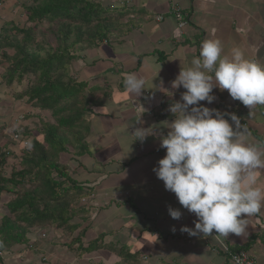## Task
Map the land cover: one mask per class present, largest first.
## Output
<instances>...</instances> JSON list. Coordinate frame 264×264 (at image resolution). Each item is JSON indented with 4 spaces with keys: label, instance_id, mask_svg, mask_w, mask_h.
<instances>
[{
    "label": "crops",
    "instance_id": "1",
    "mask_svg": "<svg viewBox=\"0 0 264 264\" xmlns=\"http://www.w3.org/2000/svg\"><path fill=\"white\" fill-rule=\"evenodd\" d=\"M98 2L101 10L109 11L112 6L119 11L114 19L116 31L108 42L74 60L70 71L75 81L87 84L97 103L90 107L86 118V143L89 149L96 150L92 157L79 158L83 167L73 175L92 189L89 198L81 203L87 206V212L81 213L72 235L55 229L58 240L47 244L31 242L34 248L28 245L15 258L5 260L10 258L20 264L32 259L29 264H228L229 258L221 248L225 245L230 252L244 251L255 264H264V208L260 214L247 218L243 235L229 234L223 243V238L214 236L215 232L209 237L182 233V226L194 227L196 217L179 205L174 193L166 191L153 172L165 155L159 138L149 136L143 143L133 142L128 153V144L134 138L127 134L143 108L142 123L136 127L147 128L174 119L168 107L180 100L185 90L172 89L171 82L198 55L203 41L219 39L222 55L230 56L233 48H239L247 59L264 64V0ZM129 73L146 80L147 90L139 97L124 86ZM212 94L216 97L213 103L200 104L234 113L248 129L247 143L264 141V106L250 111L232 100L227 90L214 88ZM225 119L232 123L228 116ZM128 131L131 133L132 128ZM162 131L166 134L167 130ZM75 165L71 164L73 168ZM97 166L99 170L95 171ZM257 175V186L264 190V169L258 170ZM169 207L181 210L179 220L170 217ZM73 239L80 243L73 244ZM96 240L97 250L81 253L77 248L82 244L86 249ZM110 246L116 250L121 247V252L128 251L130 255L138 254L136 262L129 255L108 251Z\"/></svg>",
    "mask_w": 264,
    "mask_h": 264
},
{
    "label": "trees",
    "instance_id": "2",
    "mask_svg": "<svg viewBox=\"0 0 264 264\" xmlns=\"http://www.w3.org/2000/svg\"><path fill=\"white\" fill-rule=\"evenodd\" d=\"M110 8L101 10L98 0H32L22 15L25 27L11 25L8 17L0 20V66L8 64L4 76L0 74V82L3 79L4 85L11 87L14 82L20 85L23 79L33 77L25 92L12 100L22 102L23 120L31 124L36 119L40 125L34 131L21 128L23 120L15 123L11 135H22L25 137L22 144L30 140L33 145L30 150L25 147L21 150V168L13 164L9 170L6 167L9 156L17 159L18 151L0 153V264L13 257L18 248L25 249L29 244L27 236L36 230L52 228L72 235L79 226L81 213L87 212V206L81 203L89 198L92 189L72 175L83 167L79 158L91 155L86 143L89 133L86 118L90 107L97 103L87 84L75 81L69 70L71 61L79 58L73 51L84 54L93 50L108 42L116 31L114 19L119 11ZM43 21L60 22L51 31L56 42L54 48L46 42L45 50L34 42L35 26ZM18 36L21 38L17 39ZM17 188L20 189L15 191ZM97 242H91L86 249L82 244L77 248L81 253L94 251L99 249ZM75 243H80L79 239H73ZM107 250L119 256L129 255L135 262L138 257L136 253L121 252V247L116 250L110 246Z\"/></svg>",
    "mask_w": 264,
    "mask_h": 264
},
{
    "label": "clouds",
    "instance_id": "3",
    "mask_svg": "<svg viewBox=\"0 0 264 264\" xmlns=\"http://www.w3.org/2000/svg\"><path fill=\"white\" fill-rule=\"evenodd\" d=\"M222 52L219 39L203 41L198 55L171 82L172 89L185 90L180 100L168 107L174 119L147 128L136 127L142 123L145 111L141 106L143 111L127 134L134 138L128 144V153L133 142L143 143L149 136L159 138L165 155L153 172L165 190L174 193L179 205L196 217L193 228L182 226L180 231L192 237H209L215 232L214 236L223 238V243L229 234L243 235L247 218L264 208V190L257 186L258 170L264 169V141L247 143L248 129L234 113L205 107L200 102L213 103L216 88L227 90L232 100L250 111L264 106V64L247 59L239 48H233L230 56ZM123 83L136 97L147 90L146 80L134 73L127 74ZM22 145L29 150L33 147L30 140ZM168 214L174 220L182 216L180 209L172 207ZM171 230L176 231L174 227Z\"/></svg>",
    "mask_w": 264,
    "mask_h": 264
},
{
    "label": "rangeland",
    "instance_id": "4",
    "mask_svg": "<svg viewBox=\"0 0 264 264\" xmlns=\"http://www.w3.org/2000/svg\"><path fill=\"white\" fill-rule=\"evenodd\" d=\"M31 4H32V0H0V20L2 21V18L4 20H6L8 17L9 20L12 21L11 25L14 26V24H15V25H17V28H19V29H21L22 27H25L24 23L22 21V15L24 17V14H26L24 8L31 6ZM3 15H4V17H3ZM58 23H60V22L48 23V22L43 21L41 23H38L35 26V30H34L36 32L35 33L33 32V34H32L35 44L38 43L39 47L44 48L45 50L47 49V47H46L47 45L45 44L46 42H48L52 48L56 47V42H55L54 36H52V34H51V31L52 32L55 31V28H56L55 24H58ZM20 38H21V36L17 37V39H20ZM32 46H34V45H32ZM34 48L35 47H33L32 49L34 50ZM76 48H79V47H76ZM7 52L9 55H12L11 51H7ZM73 54H74V56H76V57L79 56L80 58L83 56L82 55L83 53H79V52L73 51ZM73 61H71V62H73ZM71 65H70L69 71H71V68H72ZM7 66H8V64L0 66V74L3 73L2 76H4L5 69ZM33 80H34L33 77L29 76V77L23 79L20 82L21 83L20 85L17 84V82H14L11 87L5 86L4 85L5 82L3 79L0 82V110H1L0 111V125H2V127H0V153H2V151H3V153L6 154L7 151L8 152L10 151V149L19 152L18 154H16L17 159L14 157H11V156H9L10 158L7 159L6 162L8 165L6 167L8 168V170L11 168L12 164L15 165L17 168H21L19 165L20 158L23 155L21 150H24V146L22 145L21 142H22V139H25L24 136L17 135V138L14 140L13 139L14 136L11 135V133L14 131L15 123L21 122L23 120L22 119L21 121H19L21 119L20 112L21 113L24 112V109H22V106H23L22 102H16V101L13 102L12 99H13V96L20 94V92H22V91L25 92V90L28 88V83L32 82ZM45 116H48V114H46ZM47 120H48V118H46V121ZM32 121H35V122H32ZM49 122L54 123L53 120L50 121V119H49ZM21 126H22L21 128L29 127V128H31L30 130L40 129V125L36 122V119L31 120V124H30V121L23 120L21 122ZM38 140L42 141V139L40 137ZM90 148H91V146H90ZM95 150L96 149L93 150V148H92V149H90V152L92 153ZM92 155H94V154L89 155V157H92ZM63 159L67 161L65 156H62V160ZM97 168H98V166H97ZM97 168L95 169V171L99 170V168L98 169ZM3 174L6 175L7 172L4 173V171H3ZM27 188H29V186H27L26 189ZM18 189H20V188L15 189V191ZM55 234H57V232L55 233L54 229H52V228L36 230L35 234H29V236H27V238L29 240L28 245H32V248H34V245L32 244L33 242L38 243L39 241L40 242L43 241L44 243L47 244L53 239L58 240L55 237L56 236ZM61 244H63V243H61ZM44 247H46V245H44ZM23 249L24 248H22V247L18 248V250H16L15 254H13L12 256L15 258V256L19 255ZM11 259L10 258H9V260L6 259L7 261L5 260V263L6 264H8V263L9 264H20L16 260H11ZM32 260H29L28 262H26V264H29V262H31ZM36 262H34V263H36Z\"/></svg>",
    "mask_w": 264,
    "mask_h": 264
},
{
    "label": "built area",
    "instance_id": "5",
    "mask_svg": "<svg viewBox=\"0 0 264 264\" xmlns=\"http://www.w3.org/2000/svg\"><path fill=\"white\" fill-rule=\"evenodd\" d=\"M158 19L160 20V18ZM16 138L17 135H15L13 139L15 140ZM221 248L224 254L229 257L228 264H255L252 258L244 251H237L235 253H232L225 245H222ZM35 264H46V262L38 261Z\"/></svg>",
    "mask_w": 264,
    "mask_h": 264
}]
</instances>
